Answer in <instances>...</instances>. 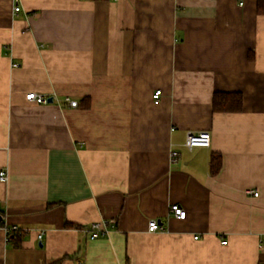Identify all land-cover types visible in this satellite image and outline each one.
<instances>
[{
    "label": "crops",
    "instance_id": "obj_1",
    "mask_svg": "<svg viewBox=\"0 0 264 264\" xmlns=\"http://www.w3.org/2000/svg\"><path fill=\"white\" fill-rule=\"evenodd\" d=\"M257 2L0 0V264H264ZM215 92L241 108L214 111Z\"/></svg>",
    "mask_w": 264,
    "mask_h": 264
},
{
    "label": "built area",
    "instance_id": "obj_2",
    "mask_svg": "<svg viewBox=\"0 0 264 264\" xmlns=\"http://www.w3.org/2000/svg\"><path fill=\"white\" fill-rule=\"evenodd\" d=\"M20 9L19 5L14 4L13 12H17ZM161 94V90L159 88L155 89L152 93L153 100L157 101ZM25 99L30 102L44 104L48 102V96L45 94L37 93L34 91L27 92L25 94ZM65 103L70 107H76L78 102L74 99H71L68 96L64 97ZM210 144V134L206 130H187L185 132V138L183 145L187 148H192L194 146H203L208 147ZM176 154L175 151H171V156ZM7 178L4 171H0V180L5 181ZM247 193L252 194L253 196H257L258 192L253 189L247 190ZM169 210L171 213L179 219H183L185 217V210L176 203H172L169 205ZM110 223H114V220H110ZM146 229L148 232H155L159 230H163V225L155 218H150L147 221ZM17 230L16 226H11L7 228V231H15ZM85 231L89 234V238L93 239L101 235H105L108 232V222L106 221H94L91 222L86 228ZM41 237V233L38 234V238ZM196 238V236H194ZM225 243V241H223Z\"/></svg>",
    "mask_w": 264,
    "mask_h": 264
},
{
    "label": "trees",
    "instance_id": "obj_3",
    "mask_svg": "<svg viewBox=\"0 0 264 264\" xmlns=\"http://www.w3.org/2000/svg\"><path fill=\"white\" fill-rule=\"evenodd\" d=\"M257 9L259 12H264V0H258ZM241 94L238 92H215L212 96V108L214 111H238L241 108ZM220 167V155L212 154L210 159V170L215 173ZM0 226H2V221L0 220ZM15 231H8L7 235H11ZM67 258L66 255L52 259L47 262V264H59L63 259Z\"/></svg>",
    "mask_w": 264,
    "mask_h": 264
},
{
    "label": "water",
    "instance_id": "obj_4",
    "mask_svg": "<svg viewBox=\"0 0 264 264\" xmlns=\"http://www.w3.org/2000/svg\"><path fill=\"white\" fill-rule=\"evenodd\" d=\"M52 100L51 97H48V102H50ZM0 220H1V214H0Z\"/></svg>",
    "mask_w": 264,
    "mask_h": 264
}]
</instances>
